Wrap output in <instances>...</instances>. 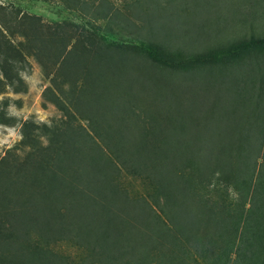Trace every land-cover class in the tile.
<instances>
[{
  "label": "trees",
  "instance_id": "obj_1",
  "mask_svg": "<svg viewBox=\"0 0 264 264\" xmlns=\"http://www.w3.org/2000/svg\"><path fill=\"white\" fill-rule=\"evenodd\" d=\"M89 1L121 39L0 12V94L33 54L67 117L0 157V264H264V0Z\"/></svg>",
  "mask_w": 264,
  "mask_h": 264
},
{
  "label": "rangeland",
  "instance_id": "obj_2",
  "mask_svg": "<svg viewBox=\"0 0 264 264\" xmlns=\"http://www.w3.org/2000/svg\"><path fill=\"white\" fill-rule=\"evenodd\" d=\"M0 0V5L6 10L0 8V12H5L7 15L14 14L18 17L23 14L39 17L45 23L57 24L62 22H70L81 27L92 28L94 26H104V23H94L90 16H102L106 13L107 8L96 10H88L82 8V2L89 0ZM100 1V0H99ZM117 6L125 14H131L133 0H107ZM82 5H79V4ZM106 5V4H104ZM182 17L178 20L180 21ZM114 29L115 36L105 35L109 40H116L121 37V31L115 25H106L103 28ZM113 31V30H112ZM16 37L12 38L14 44H19L24 38L20 36L19 30L15 31ZM110 35V34H109ZM121 39V38H120ZM185 51V48H182ZM27 53V52H26ZM47 66L53 68L51 62H47ZM17 70L21 80L15 83V86H8L2 94H0V157L5 155L8 150L15 149L23 138V129L26 123H34L39 128L35 134L42 132L44 124L53 126L55 123H60L62 119H66L65 113L58 108L52 101L53 94L47 91V88L52 85L51 77L47 76V71L36 56L27 55L25 59H20L17 63ZM0 77L2 72L0 70ZM71 83L66 84V90H69ZM8 101L9 105L5 104ZM66 102V100H65ZM84 124L87 121L83 120ZM46 145L49 140L42 137ZM23 148L14 151L21 158L25 155ZM129 189L143 191L145 184L141 179L132 180L128 183ZM63 250L67 252L77 253L78 251L69 245H64Z\"/></svg>",
  "mask_w": 264,
  "mask_h": 264
}]
</instances>
